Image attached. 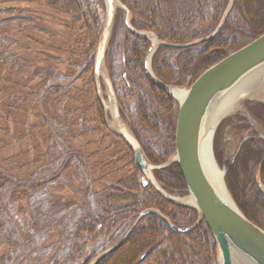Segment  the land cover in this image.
<instances>
[{
	"label": "trees",
	"instance_id": "obj_1",
	"mask_svg": "<svg viewBox=\"0 0 264 264\" xmlns=\"http://www.w3.org/2000/svg\"><path fill=\"white\" fill-rule=\"evenodd\" d=\"M120 2L130 12L134 29L153 33L162 43L181 46L210 37L220 25L231 0ZM39 5L69 17V30L77 39L71 50L70 74L55 76L50 72L36 87L41 91L42 82L54 81L51 79L67 81L66 86L49 88L47 94L58 95L66 87L70 89L83 83L84 90L79 91H85L92 100L90 112L96 128L106 130L114 145L111 160L100 165L101 178L120 177L106 187L101 200L96 202L94 213L80 209L75 203L47 199L49 188L67 180L71 171H76L77 175L90 173L88 158L71 150L69 143L93 132L94 128L83 118L80 109L64 107L65 96L52 102L46 99L47 115H39L42 143L47 146L42 152L45 164L22 179L0 167V233L12 237L11 250L0 257V264H43L34 260L36 254L32 250L38 235L46 229L60 230L61 236L44 264H91L121 242L140 215L148 210L157 213L144 215L123 245L97 264H217L216 241L207 223L203 221L188 233L175 231L168 221L178 229H188L197 222V211L170 202L151 183L145 184L132 148L108 127L95 73L96 54L106 26L105 0H39ZM24 9L0 0V65L18 74L40 78L45 69L31 72L27 59L6 48V34L21 33L36 26V21L27 16ZM262 35L264 0H234L223 27L214 38L187 47L159 48L152 58V70L166 85L189 87L208 69ZM150 48L149 39L134 34L126 25V13L117 10L106 59L120 115L129 121L149 161L154 166H162L175 155L179 104L148 77L145 64ZM102 88L105 90L104 86ZM8 90L13 93V89ZM33 97L41 99L42 91L27 94L17 109L11 108L14 112L26 111ZM77 99L75 103L79 102ZM246 107L264 130V104L249 101ZM69 116L74 117L70 125L66 122ZM224 127H229L238 148L249 137L235 162L227 166L225 182L246 218L264 230V193L258 185L260 180L264 186V139L256 132L249 134L252 125L241 115L221 124L216 138ZM216 144L217 140L214 149ZM154 177L165 191L188 195L178 164L154 171ZM23 201H27L30 228L34 230L27 237L13 223L18 217L9 214Z\"/></svg>",
	"mask_w": 264,
	"mask_h": 264
},
{
	"label": "rangeland",
	"instance_id": "obj_2",
	"mask_svg": "<svg viewBox=\"0 0 264 264\" xmlns=\"http://www.w3.org/2000/svg\"><path fill=\"white\" fill-rule=\"evenodd\" d=\"M4 2L25 8L26 15L36 21L35 28L21 33L6 34L7 50L27 59L31 64V72L37 69H45V71L41 72L40 78L39 76L33 78L31 75L18 74L0 65V167L21 179L28 178L42 168L45 164L42 152L47 146L42 143L39 115H47L44 106L46 99L52 102L65 96L62 100L64 107L71 110L74 108L80 109L83 118L89 120L94 128L93 132L86 133L80 139L69 143L71 150L78 151L88 158L90 173L88 176L83 173H78L77 175L76 171H71L67 180L58 182L49 188L47 199L64 204L75 203L80 209L94 213L96 211V202L101 200L106 187L114 184L120 175L115 179L101 178L100 165L111 160L114 145L112 146L106 130L96 128L97 123L90 112L92 100L85 91H79L84 90L83 83L79 82L74 88L70 89L66 87L58 95H49L47 93L51 86L62 87L68 83L67 81H55V79H51L54 81L49 82L43 81L42 98L35 99L36 97H33L34 100L28 101V110H17L14 112L11 108L15 107L17 109L21 105L20 100H24L29 93H41L36 85L40 83L44 75L52 72L55 76H63L70 74L72 71V67H70L71 50L76 46L77 37L69 30L70 18L42 8L39 5V0H4ZM108 65V60L105 58L103 70L107 72V75H109ZM101 81L105 87L104 95L107 97L108 104H110L108 97L110 95V87L103 81V78H101ZM110 83L112 84V82ZM9 88L13 89V93L8 90ZM77 97L79 102L75 103ZM249 101L264 103V92H253L237 102L236 110L224 118L221 124L241 115L249 119L252 125V129L249 131L250 135L256 132L260 137H264V130L247 111L246 105ZM118 108L120 111L119 104ZM106 113L108 127L110 131L116 133L117 131L112 125L113 115L111 110H107ZM121 118L129 128V121L123 117ZM67 120L66 122L70 125L74 117L69 116ZM218 128L213 138V153L217 164L221 163L219 164L220 169L225 172L227 166L236 156L238 143L235 137L229 133V127H224L219 138H216ZM215 140H217L216 149H214ZM173 196L185 199L188 195L173 194ZM11 213L18 217V219L14 220V225L20 228V231L26 237L28 234L30 236V233L34 230L30 228L32 227V222L30 221L31 212L27 201L15 206L9 214ZM1 226L0 223V232L2 230ZM60 236L61 231L55 229H46V231L38 235V242L35 243V248L32 250L36 254L34 260L43 264L47 262L50 252L52 248H56V242ZM11 238V236L3 232L0 233V257L10 252ZM19 238L21 239L20 236Z\"/></svg>",
	"mask_w": 264,
	"mask_h": 264
},
{
	"label": "water",
	"instance_id": "obj_3",
	"mask_svg": "<svg viewBox=\"0 0 264 264\" xmlns=\"http://www.w3.org/2000/svg\"><path fill=\"white\" fill-rule=\"evenodd\" d=\"M109 1L112 0H105L108 13L106 28L110 26L111 32L115 13L112 14L110 18L108 10ZM119 3L120 5L118 8L126 12V24L133 33L146 38H149L148 35L155 36L148 32L136 31L131 25L130 12L120 1ZM233 3L234 0H231L230 6L219 27L210 37L189 45L177 46L162 43L155 36L158 45L155 47L152 43L148 52L145 64L148 77L179 103V115L176 129V153L170 162L161 167H155L146 157L143 148L134 135L133 137L136 143L130 142L125 136L119 134L132 148L139 170L164 198L174 204L186 206L197 211V222L192 227L185 230L176 228L167 220L175 231L179 233H188L205 221L216 241L217 264H234V253L245 258L252 264H264V230L249 221L236 205L225 183L227 172L221 171L223 174L222 182L225 186V191L214 182L202 158L201 148L206 125L214 106L217 104L220 105L233 90L244 84L259 71L264 70V35L208 69L190 86V88H181L184 89L186 93L181 100L172 96L168 91V88L174 89L178 87L166 85L158 80L151 66L154 53L161 47H187L214 38L223 27ZM103 62L99 48L95 65L99 93L102 92L99 80L104 65ZM110 91L111 94L114 95L112 87H110ZM103 104L107 109L108 106L105 100H103ZM247 141L248 139L246 138L240 148ZM214 162L220 170L215 157ZM174 163L178 164L181 170L189 194L187 198L193 201L192 205L180 203L173 199L172 196L167 194L160 187L153 175L155 170L166 168ZM143 182L146 184L147 181L143 179ZM258 185L264 193V186L260 180H258ZM151 212L157 213L154 210L143 212L123 240L96 258L92 264H97L104 256L122 246L129 238L140 219Z\"/></svg>",
	"mask_w": 264,
	"mask_h": 264
},
{
	"label": "bare ground",
	"instance_id": "obj_4",
	"mask_svg": "<svg viewBox=\"0 0 264 264\" xmlns=\"http://www.w3.org/2000/svg\"><path fill=\"white\" fill-rule=\"evenodd\" d=\"M120 3L118 0H112L108 2V10L110 14V18L112 14L115 13L117 8L119 7ZM109 34H110V26H107L101 46H100V56L102 57V60L104 61L105 58V52L107 49V44H108V39H109ZM150 38L151 42L155 47H157L158 43L156 40V37L153 35H148ZM104 63V62H103ZM101 76L105 78V80L108 79L107 72L102 69ZM109 82V81H108ZM168 91L172 96L175 98L181 100L185 96V91L184 89L181 88H168ZM264 92V70L259 71L256 75L251 77L248 81H246L244 84L233 90L227 97L226 99L223 100V102L220 105H216L213 108V111L211 113L210 118L208 119L206 129H205V134L204 138L202 141V158L204 160V163L208 169V171L211 174L212 179L214 182L222 189L225 191V186L223 185L222 178L223 174L222 172L217 168L215 162H214V155H213V138H214V133L217 130L220 122L232 114L236 110V103L239 102L240 100L246 98L253 92ZM110 104H108V110H111L112 115H113V121L112 125L115 128V130L125 136L130 142L136 143L130 129L126 125V123L122 120V118L119 115L118 111V106L115 103V100L113 97L110 98ZM176 201L180 203H184L187 205H192L193 201L189 198L186 199H180L178 197H173ZM233 261L234 264H252L245 258L236 255L235 253L233 254Z\"/></svg>",
	"mask_w": 264,
	"mask_h": 264
}]
</instances>
